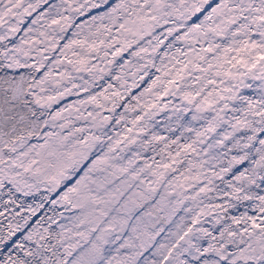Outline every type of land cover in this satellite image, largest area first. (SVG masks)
Returning a JSON list of instances; mask_svg holds the SVG:
<instances>
[{
    "label": "snow or ice",
    "instance_id": "obj_1",
    "mask_svg": "<svg viewBox=\"0 0 264 264\" xmlns=\"http://www.w3.org/2000/svg\"><path fill=\"white\" fill-rule=\"evenodd\" d=\"M0 264H264V0H0Z\"/></svg>",
    "mask_w": 264,
    "mask_h": 264
}]
</instances>
